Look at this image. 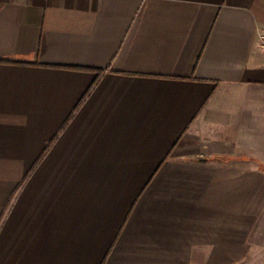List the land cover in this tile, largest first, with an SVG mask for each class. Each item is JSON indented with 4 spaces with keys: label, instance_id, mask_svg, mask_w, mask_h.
<instances>
[{
    "label": "crops",
    "instance_id": "1",
    "mask_svg": "<svg viewBox=\"0 0 264 264\" xmlns=\"http://www.w3.org/2000/svg\"><path fill=\"white\" fill-rule=\"evenodd\" d=\"M264 0H0V264H264Z\"/></svg>",
    "mask_w": 264,
    "mask_h": 264
},
{
    "label": "built area",
    "instance_id": "2",
    "mask_svg": "<svg viewBox=\"0 0 264 264\" xmlns=\"http://www.w3.org/2000/svg\"><path fill=\"white\" fill-rule=\"evenodd\" d=\"M261 40V46L264 48V30H262L259 34Z\"/></svg>",
    "mask_w": 264,
    "mask_h": 264
}]
</instances>
